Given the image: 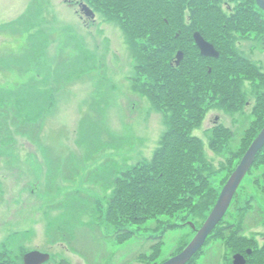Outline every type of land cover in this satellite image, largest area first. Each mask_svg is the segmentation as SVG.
I'll use <instances>...</instances> for the list:
<instances>
[{
	"label": "rangeland",
	"instance_id": "rangeland-1",
	"mask_svg": "<svg viewBox=\"0 0 264 264\" xmlns=\"http://www.w3.org/2000/svg\"><path fill=\"white\" fill-rule=\"evenodd\" d=\"M215 1L228 16L249 6V0ZM82 4L96 19L82 14ZM255 7L264 22V11ZM262 25V32H233L234 49L257 67L264 65ZM145 51L131 42L120 20L86 0H0L4 262L11 261L8 256L23 264L28 251L41 248L61 253L65 264H88L87 252L91 264H112L114 255L116 264H162L183 251L207 221L253 135L244 130L259 126L252 106L264 100V81H242L239 109L229 111L216 101L193 128L204 146L209 186L205 198L196 199L200 206L126 220L110 211L116 181L150 163L170 127L169 114L156 110L143 90L144 77L136 80ZM227 126L232 137L214 148L215 132ZM233 200L190 264H233L232 255L242 248L255 249L264 264V149ZM117 230L124 235L116 236Z\"/></svg>",
	"mask_w": 264,
	"mask_h": 264
},
{
	"label": "trees",
	"instance_id": "trees-1",
	"mask_svg": "<svg viewBox=\"0 0 264 264\" xmlns=\"http://www.w3.org/2000/svg\"><path fill=\"white\" fill-rule=\"evenodd\" d=\"M86 1L95 10L120 20L134 45L145 46L142 56L145 64L138 68L136 80L144 77L143 90L156 110L169 114V130L153 160L134 167L124 179L116 181V196L109 203L111 214L116 212L126 220L142 221L195 209L200 206L196 199H204L209 186L203 177L204 146L192 134L193 128L202 124L206 109L216 101L229 111L239 109L244 100L242 81L258 76L264 81L257 66L234 49L233 32L263 31L256 0H249V6L232 11L230 16L215 0ZM196 31L215 44L221 54L219 58L201 55L194 40ZM178 49L184 52L185 59L176 67L174 55ZM260 106L264 107V100L254 108L262 129L264 116ZM258 134L247 135L246 151ZM230 136L228 129L215 132L213 147H218L221 138ZM246 151L239 156L243 157ZM125 231L129 235L130 230ZM122 232L117 230L116 236H123ZM3 253L0 251V262L14 263L4 262Z\"/></svg>",
	"mask_w": 264,
	"mask_h": 264
},
{
	"label": "water",
	"instance_id": "water-1",
	"mask_svg": "<svg viewBox=\"0 0 264 264\" xmlns=\"http://www.w3.org/2000/svg\"><path fill=\"white\" fill-rule=\"evenodd\" d=\"M259 7L264 10V0H257ZM81 11L84 15L95 19L96 14L87 4L81 5ZM195 44L200 49L201 55L208 58H219L221 56L220 52L216 48L214 43H210L206 40L203 34L199 31L194 34ZM175 64L178 67L181 62L185 59L184 52L179 50L176 55ZM264 147V128L261 130L259 136L252 142V145L249 147L248 151L244 154L241 162L238 165V168L231 174L227 184L223 187V191L218 197V202L211 211V215L207 218V221L204 223V226L197 232L195 239L186 246V249L165 261L162 264H186L189 262L196 254L199 252L210 234L215 230L219 225V222L225 217L228 213L232 200L237 194L239 187L245 176L249 173L252 165L257 159L258 153ZM251 250H249V253ZM234 264H246L247 260L242 255H235ZM50 260L49 254H44L38 251H31L26 254L24 258V264H43Z\"/></svg>",
	"mask_w": 264,
	"mask_h": 264
},
{
	"label": "flooded vegetation",
	"instance_id": "flooded-vegetation-1",
	"mask_svg": "<svg viewBox=\"0 0 264 264\" xmlns=\"http://www.w3.org/2000/svg\"><path fill=\"white\" fill-rule=\"evenodd\" d=\"M262 41H263V45H264V36L262 37V39H261ZM259 50L260 51H264L262 48L260 49L259 48ZM257 69H259L261 72H262V74H264V65H262V66H258L257 67ZM257 78H260V76H258ZM264 78V77H263ZM259 85H261V84H258L257 86H256V89L258 90V87H259ZM243 95V94H242ZM260 95V96H259ZM263 95V93H261V90H259V93H258V96H259V98L261 97ZM258 96L256 97L257 99H258ZM262 101H263V99H259L258 101H256V104H254V106H252V108L254 109L257 105H259V103L261 104L262 103ZM251 105V103L250 102H248V106H250ZM259 109H261V111L263 112V114H264V107H261L260 106V108ZM243 117H245V116H243ZM242 122H244L243 123V129L245 128L244 126L246 125V124H248V121H247V119L246 118H244V120L242 121ZM260 127V126H259ZM259 127H254V130H250V132H248V130L247 129H245L244 130V133H246L247 135H249V134H258L257 132L255 133V131L259 128ZM227 128H229V130H230V132H231V128L230 127H228L227 126ZM243 129H240V130H238V132H243ZM260 130H261V128H260ZM259 130V131H260ZM223 221V220H222ZM221 221V222H222ZM221 222H219V225H220V223ZM219 225H218V227H219ZM217 227V228H218ZM217 228L210 234V236H209V238L210 237H212V234L217 230ZM197 233V232H196ZM72 236H74V235H72ZM72 238V237H71ZM209 238H208V240H209ZM208 240H207V242H208ZM206 242V243H207ZM205 246V245H204ZM203 246V247H204ZM203 249V248H202ZM249 250H251V252L249 253ZM30 251H40V252H42V253H44V254H49L50 255V260H48L47 262H45V263H43V264H65V260L64 259H61V253H59V252H54V251H52V250H44V249H41V248H39V249H31ZM30 251H28V252H30ZM200 252H201V250H200ZM200 252H198V253H200ZM197 253V254H198ZM102 254V253H101ZM115 254V253H114ZM197 254L192 258V260L191 261H189L188 263H186V264H190L191 262H193V260H194V258L195 257H197ZM255 254H257L256 252H255V249H252V248H248V249H244V248H242V251L241 252H236V253H234L233 255H232V257H234L235 255H242V256H244L245 258H246V260H247V262H246V264H252L251 262H250V260H256V263L254 262V264H261L260 263V259H259V256H255ZM85 258H86V261H87V263L88 264H91V263H89V259L91 258V257H89V253L87 252L86 254H84L83 255ZM116 255H114V256H111V259H109V261L112 263V264H116V262H114L115 260H117L116 259V257H115ZM255 256V257H254ZM7 258L8 259H10L12 262H14V263H12V264H19L18 263V258H16V259H14V258H9L8 256H7ZM103 258V256L101 255L100 256V258H99V260L100 259H102ZM98 260V261H99ZM234 261H235V257H234ZM234 261H233V264H234ZM6 264H9V263H6ZM23 264H24V259H23ZM93 264V263H92ZM97 264V263H96ZM100 264V263H99Z\"/></svg>",
	"mask_w": 264,
	"mask_h": 264
}]
</instances>
